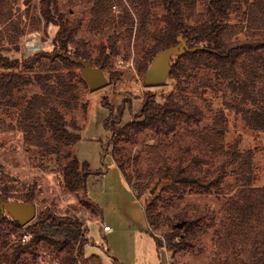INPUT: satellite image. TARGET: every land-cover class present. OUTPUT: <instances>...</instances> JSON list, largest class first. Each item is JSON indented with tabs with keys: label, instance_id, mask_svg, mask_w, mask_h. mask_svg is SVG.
Here are the masks:
<instances>
[{
	"label": "rangeland",
	"instance_id": "1",
	"mask_svg": "<svg viewBox=\"0 0 264 264\" xmlns=\"http://www.w3.org/2000/svg\"><path fill=\"white\" fill-rule=\"evenodd\" d=\"M153 2L152 16L147 27L149 31H137L136 22L130 32L119 23L118 16L122 9L117 0L112 6V23L102 30H95L90 25L92 3L84 0H58L61 11L68 18L81 20L76 38L87 43L92 59L98 56L100 44L107 43L109 35L121 32L117 41L119 51L111 55L104 68L106 84L92 89L82 76L81 68H73L72 72L76 75L71 78V83L77 86L78 106L72 111L57 103L68 120L74 117L80 125L81 139L77 143H55L60 153H53L26 142L25 133L17 127V121L25 101L34 93L41 92L39 84L34 83L15 91L12 100H0V192L7 188L15 196H20L36 183L33 201L35 215L27 223L15 225L14 217L1 209L7 220L0 222V233H3L2 239L6 242L4 247L0 245L2 264H7L3 261V256L5 252L10 254L15 243L26 242L31 238L27 224L36 220L47 208L56 214L78 217L87 227L85 234L89 241L85 246L87 254L85 251L82 264H115L114 257L125 264H242L248 259L251 243L259 238L261 229L258 227L242 242L231 243L225 235L228 224L227 201L241 178L238 165L227 155H218L209 150L199 135L204 128L214 123L217 111L222 109L226 118V145L238 142L240 150L250 149L254 152L253 182L256 186H264V131L250 128L230 106L235 95L228 80L220 78L214 70L201 67L186 73L180 79L169 73L167 79L159 84L145 82V73L139 72L137 63L143 58L146 48L152 44L150 32L165 24L164 8L158 0ZM12 3L14 20L19 22L23 32L18 33V38L12 42L9 32L0 24V33H4L2 44L5 46V53L22 58L38 51L52 52L57 49L54 38L58 26L50 24L45 27L40 13V0H12ZM246 10L247 7L242 5L241 12L231 14L230 25L234 39L249 36L244 28ZM202 11L204 4L200 2L198 12ZM187 19L191 23L195 18L188 15ZM31 40L38 42L33 50L27 45ZM75 46L76 44L71 45V53ZM43 62L42 64H49L46 58ZM91 63L94 65V62ZM43 68V65L36 64L33 71L41 72ZM3 70L0 67V72ZM21 70L31 73L24 67ZM64 73H67L66 69ZM147 92L159 101L179 93L182 102L200 107L202 121L188 122L180 117L176 128L170 132L146 128L131 140L120 137L116 141L118 135H112L111 130L105 126L111 106L115 113L123 110L122 121L118 124L123 126L139 110ZM114 141L117 150L114 149ZM65 150H70L81 160L89 161L93 169L104 170L102 174L93 175L88 180V197L97 204L98 211H94L84 201L87 196L65 187L62 173V166L67 161L63 154ZM117 157L125 160L127 176L131 177L130 184L112 163L113 158ZM164 162H181L189 169L201 170L206 174L214 172L217 175L221 174L224 166L227 172L220 192L191 189L184 194L165 195L159 205L163 215L175 217L178 213L187 212L201 219L194 246L169 249L164 245L158 251L155 239L148 231L144 206V200H149L152 193L146 192L142 198H138L133 187L140 174ZM104 225H109L112 229L105 231ZM166 228L163 226L154 232L162 237ZM24 235L26 241L22 239ZM61 255L62 252L43 241L36 245L33 252L26 251L19 264H46L47 261L59 264Z\"/></svg>",
	"mask_w": 264,
	"mask_h": 264
},
{
	"label": "trees",
	"instance_id": "2",
	"mask_svg": "<svg viewBox=\"0 0 264 264\" xmlns=\"http://www.w3.org/2000/svg\"><path fill=\"white\" fill-rule=\"evenodd\" d=\"M92 3V19L90 25L95 30H102L111 25L112 6L116 0H84ZM122 13L118 16L119 23L133 31L137 22L140 32H147L152 16L153 0H117ZM165 10L163 27L150 32L152 44L145 50L143 58L138 61L140 73H145L154 57L164 48L179 43V36L186 40L190 50L184 54L173 56L170 73L180 79L186 73H191L201 67L214 70L216 74L228 80L232 93L235 95L230 106L242 117L244 122L254 130L264 131V0H158ZM204 4V11L198 12V4ZM40 13L45 21V27L50 24L58 26L54 38L57 47L52 52L38 51L22 58L11 57L5 53L2 44L3 32L0 33V100L14 98L15 91H20L34 83L39 84L41 92L34 93L25 101L17 121V127L24 131L25 140L29 145L44 148L47 152L60 153L56 144H75L81 139L80 125L76 118L67 119L59 104L74 111L78 106L79 95L77 86L71 83L76 73L73 68H82V64L71 57L84 58L94 62L95 66L106 68L111 55L118 50L117 41L121 32H114L107 37V43H101L99 54L95 59L87 50V43L77 39L81 20H71L61 11L58 0H40ZM242 5L247 7L244 13L249 36L246 38L232 37L230 25L232 12H241ZM195 19L189 23L187 16ZM0 24L10 34L12 42L23 32L19 22L14 20L12 0H0ZM12 35V36H11ZM81 42V43H79ZM76 44L71 53V45ZM7 49V48H6ZM48 65L42 64L43 59ZM36 64L44 66L43 71L34 72ZM53 64V66H49ZM30 70L27 73L21 70ZM64 69L67 73H64ZM82 78V77H81ZM202 110L182 102L181 95L172 94L163 101L147 92L139 110L134 117L119 126L123 110L115 113L111 106L110 114L105 120V126L112 135H118L131 140L137 133L146 128L159 132H170L177 126L178 119L184 117L188 122L202 121ZM14 127L13 125H10ZM226 118L222 109L217 111L214 123L200 132L202 140L209 150L218 155H227L238 165L241 175L233 195L228 198L225 235L231 243L246 241L259 227V238L251 243L250 254L242 264H264V186L254 185L255 173L252 150L242 151L238 142L226 145ZM56 143V144H55ZM114 141V149L116 148ZM117 150V148H116ZM115 150V151H116ZM66 163L62 166L63 182L70 191L82 193L88 197V180L93 175L102 174L103 169H93L87 160H81L70 150L63 152ZM127 182L125 160L114 159ZM227 170L222 166L221 174L189 169L181 162L172 164L164 162L156 168L147 169L139 175V180L133 187L136 196L142 198L146 192L152 197L145 202V215L148 221V231L153 235L158 251L164 245L169 249H181L194 246L198 235L200 217L181 212L171 217L163 215L159 205L166 194H184L188 190L200 192H220L221 184ZM131 186V185H130ZM36 183H33L25 194L15 196L7 188L1 189L0 200H21L33 203ZM92 209L99 210L97 204L88 197L84 200ZM6 217L1 213L0 222ZM17 226L23 223L13 220ZM166 226L163 236L154 230ZM31 238L26 242H17L10 254L5 252L3 261L7 264H19L26 251L33 252L36 245L46 242L62 252L59 264H82L85 256V246L89 241L85 234L87 227L82 220L71 215L56 214L52 209L42 211L38 218L27 224ZM0 233V245L6 242ZM115 264L121 263L116 257ZM2 264V261H0ZM174 264V263H173Z\"/></svg>",
	"mask_w": 264,
	"mask_h": 264
},
{
	"label": "water",
	"instance_id": "3",
	"mask_svg": "<svg viewBox=\"0 0 264 264\" xmlns=\"http://www.w3.org/2000/svg\"><path fill=\"white\" fill-rule=\"evenodd\" d=\"M179 43L170 45L161 50L153 59L145 72L147 84H159L167 79L171 69L173 56L184 54L190 47L185 39L179 36ZM82 64L81 73L92 89H97L106 84V74L103 68L93 65L84 58L71 57ZM2 211H7L21 223H27L35 215V205L21 200H0Z\"/></svg>",
	"mask_w": 264,
	"mask_h": 264
},
{
	"label": "built area",
	"instance_id": "4",
	"mask_svg": "<svg viewBox=\"0 0 264 264\" xmlns=\"http://www.w3.org/2000/svg\"><path fill=\"white\" fill-rule=\"evenodd\" d=\"M27 45L30 47L31 50H33V49H35L36 46L38 45V42L35 41V40H34V41L31 40V41L27 42ZM31 47H32V48H31ZM103 228H104L105 231H110V230L112 229L109 225H104ZM22 239H23V241H26V235H24V236L22 237ZM46 264H53V263L47 261Z\"/></svg>",
	"mask_w": 264,
	"mask_h": 264
},
{
	"label": "crops",
	"instance_id": "5",
	"mask_svg": "<svg viewBox=\"0 0 264 264\" xmlns=\"http://www.w3.org/2000/svg\"><path fill=\"white\" fill-rule=\"evenodd\" d=\"M112 163H113L114 167H117V170L119 171V173H121V174L123 175V177L125 178L123 172H122L121 169L119 168V166H118L117 162L114 160V158H113ZM125 180H126V178H125ZM126 182H127V180H126ZM127 183H128V182H127ZM100 219H101V218H100ZM95 220L97 221V218H96ZM101 221H102V220H101ZM98 223H99V222H98ZM85 251H86V250H85ZM86 254H87V251H86Z\"/></svg>",
	"mask_w": 264,
	"mask_h": 264
},
{
	"label": "bare ground",
	"instance_id": "6",
	"mask_svg": "<svg viewBox=\"0 0 264 264\" xmlns=\"http://www.w3.org/2000/svg\"><path fill=\"white\" fill-rule=\"evenodd\" d=\"M34 41V40H33ZM36 41V40H35Z\"/></svg>",
	"mask_w": 264,
	"mask_h": 264
}]
</instances>
